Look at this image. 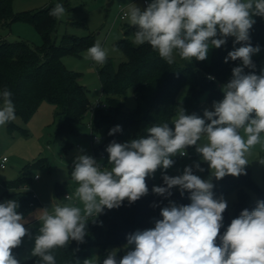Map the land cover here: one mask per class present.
<instances>
[{
  "label": "clouds",
  "instance_id": "obj_1",
  "mask_svg": "<svg viewBox=\"0 0 264 264\" xmlns=\"http://www.w3.org/2000/svg\"><path fill=\"white\" fill-rule=\"evenodd\" d=\"M65 11L57 3L49 15L59 19ZM124 16L137 29L133 43H147L169 65L176 56L204 61L210 48L219 49L234 37V45L242 46L230 51L225 63L240 60L242 66L232 69V78L222 87L224 98L213 102L214 110H205L203 118L177 107L174 128L167 122L155 124L147 129V138L111 142L106 148L110 167L78 155L71 172L77 187L65 197L68 203L42 209L38 218L41 226L31 252L38 264H57L55 250L73 240L83 243L88 221H95L105 208H119L125 199L131 204L146 195V177L172 167V157L187 155L188 147L195 146L217 180L246 174L252 149H264V70L260 75L244 71L255 68L252 56L260 51L250 43V30L253 17H264V0H151L143 9L128 4ZM108 55L109 49L97 41L84 59L103 66ZM11 96L7 87L0 91V126L16 119ZM119 131L117 125L109 135ZM259 162L264 165V159ZM195 168L203 171L199 163ZM163 181L166 187L154 186L155 194L170 197L171 189L178 187L181 195L190 193L191 203L178 206L170 201L153 228L127 236L128 250L122 258L117 260L116 251H111L102 264H264V201L254 210L241 211L220 235L228 205L222 197L214 198L211 177L202 179L186 166L182 175L163 174ZM18 207L15 200L0 202V264H20L12 250L30 235ZM84 264L96 262L88 259Z\"/></svg>",
  "mask_w": 264,
  "mask_h": 264
},
{
  "label": "trees",
  "instance_id": "obj_2",
  "mask_svg": "<svg viewBox=\"0 0 264 264\" xmlns=\"http://www.w3.org/2000/svg\"><path fill=\"white\" fill-rule=\"evenodd\" d=\"M12 0H0V26L11 24L15 20L33 23L42 36V44L31 46L23 40H0V89L7 87L15 106V114L28 119L42 104L47 101L57 106L55 118L57 121L54 141L58 143L64 153L67 152L71 141L69 135L80 133V124L85 114L93 107L89 99V88L80 82L81 72L69 69L63 61L67 54H80L81 50L93 45V34L78 36L64 34L57 41L54 32L56 18L49 15L52 6H45L35 10H24L13 13ZM255 24L250 30V43L259 46L264 54V17H253ZM137 29L130 24L122 27V37L115 45L125 52L126 59L116 67L110 57L103 66L97 67L101 86L100 99L104 107L94 109L91 121V133H96L99 127L105 125L104 141L95 146L96 154L104 153L107 161L109 154L107 146L115 141L125 143L141 136L147 138V129L155 124L169 123L170 128L176 115L179 101L177 96L183 87H187L183 109L186 114H196L203 117L201 96L208 94L209 101L219 102L224 98L221 85L232 78V69L242 66L240 60H228L230 51L242 46L233 43L234 37H229L221 48H213L210 64L193 59L190 62L179 58L171 65L167 64L157 52L147 43L136 45L133 43ZM254 69L245 68V73L258 74L261 64L258 57H252ZM211 76L214 79H209ZM129 88H133L137 99V107L133 110L125 108L122 97ZM98 98V99H99ZM3 106L0 100V107ZM207 122V121H206ZM119 125L122 131L109 135V131ZM195 155V146L189 147ZM177 156V155H176ZM173 156L172 159L177 157ZM39 164H45L39 161ZM238 177L227 175L217 180L211 177L214 187V198L237 190L238 199L234 205L232 215L226 209L223 215L222 235L234 218L241 211L254 210L258 201H264V189L258 188L251 180L250 172ZM168 175V174H166ZM154 174L146 177L148 189H153ZM32 178L27 174L26 167L19 177L4 181V190L0 194V202L15 200L19 207L18 214L27 217L42 205L39 196L31 189H23L24 185H31ZM161 187H166L161 178ZM246 187L254 188L257 198L253 200L246 191ZM170 197L176 198L183 204H190V193L171 189ZM170 197L157 194H146L139 200L129 203L127 199L119 208L107 209L99 214L95 221H88L86 236L83 243L71 241L66 248L55 250L57 264H84L88 260L92 246H100V261L106 258L109 251L107 246L120 242H127V236L137 230H147L153 227L155 221L161 219V208L168 206ZM155 205V206H154ZM220 244L219 239L216 241ZM20 264H38V257L21 260L17 257L18 250H12Z\"/></svg>",
  "mask_w": 264,
  "mask_h": 264
},
{
  "label": "rangeland",
  "instance_id": "obj_3",
  "mask_svg": "<svg viewBox=\"0 0 264 264\" xmlns=\"http://www.w3.org/2000/svg\"><path fill=\"white\" fill-rule=\"evenodd\" d=\"M57 3L63 5L66 10L62 18H56L54 35L57 41L64 34L82 36L92 33L93 45L100 41L103 47L109 49L108 57L112 59L116 67H119V64L126 59V55L122 49L115 45V42L123 35L122 27L129 23L126 18L119 17L118 5L123 4L127 9L128 4L135 3L143 9L145 8L144 0H12L11 7L13 13H17L45 6L54 8ZM3 39L8 41L23 40L33 47L40 46L43 42L36 26L31 22L22 20H15L11 24L0 26V40ZM91 46L82 49L78 55H65L63 61L69 69L82 73L80 82L88 86L90 90L89 99L93 103L101 96V86L97 72L99 65L91 60L84 59L87 49ZM113 47H117L119 51L112 52ZM212 56L213 48H210L206 59L208 64L211 63ZM252 57L259 58L261 70L256 75H260L261 71L264 70L262 50L260 49L259 53ZM176 59H178V56H176ZM225 84L221 85V89ZM186 95L187 87H183L177 96L179 107H183ZM122 99L125 102L126 109L133 110L137 107V99L133 88H129ZM201 102L204 111L214 110L213 102L216 101H209L207 93L202 94ZM56 110L57 106L55 104L44 101L28 119L20 114H15L16 119L14 121L7 123L5 126H0V161L4 156L8 158L6 167L2 168L0 166V194L4 190V181L16 179L26 167L27 174L32 178L30 186L39 194L42 200V205L24 218L26 222L36 218L37 222L31 227L30 235L22 238L21 245L16 247L18 250L17 257L21 260L32 257L31 252L35 245V237L39 234L41 226L38 218L42 213V209L49 208L51 211V208L58 203H68L65 200V194H72L77 187L76 182L71 178L75 158L78 155L86 154L93 157L98 163H104L106 167H110L108 161L99 156L101 153L96 154L94 151L95 146L104 141L106 126L103 125L98 128L96 134L100 137V140L93 143L90 129L92 108L88 110L83 123L80 124V133L68 136L71 145L66 153L54 141V133L57 127ZM186 153L185 156L177 155V158L173 160V166L169 169H157L153 177L154 186H160L163 174L169 176L182 175L186 166L193 167V174L200 176L202 179L208 180L210 177H214L211 176L209 165L202 160L201 155H195L189 147L186 149ZM260 159H264V149L260 145H256L252 149L251 155L248 156L249 164L246 169L250 172L253 183L258 188L264 189V165L259 162ZM40 160L44 161L45 164H39ZM196 163H199L203 171L195 168ZM35 174L40 175L38 181L33 179ZM173 189L180 191L178 187H173ZM246 191L253 200L257 198L258 194L254 188L246 187ZM221 197L227 202V210L232 215L234 205L238 199L237 190L228 192L216 199ZM170 201L178 206L188 205L181 203L174 197L168 199V205ZM76 203L79 202L76 201ZM79 206L82 207V205ZM34 226L35 228H33ZM32 229L34 230L32 231ZM125 245H127V242H120L110 244L106 248L109 252L116 251V258L119 260L128 250ZM88 259L99 264L100 246H92Z\"/></svg>",
  "mask_w": 264,
  "mask_h": 264
},
{
  "label": "built area",
  "instance_id": "obj_4",
  "mask_svg": "<svg viewBox=\"0 0 264 264\" xmlns=\"http://www.w3.org/2000/svg\"><path fill=\"white\" fill-rule=\"evenodd\" d=\"M147 3H149V0H144V6H145V7L147 6ZM118 9H119V10H118V15H119V17H121L122 19H125L126 17L124 16V12L126 11V6L123 5V4H119V5H118ZM104 106H105V103L103 102V100L100 99V98L97 99V100L93 103V107H92V115L94 114V109L101 108V107H104ZM90 127H91V125H90ZM104 138H105V137H103V139H104ZM91 139H92V142L95 143L96 141H99V140H100V137H99L96 133H91ZM99 156H100L101 158L107 160L106 155H105L104 153H101ZM7 161H8V158H7L6 156L2 157V159H1V161H0V166H1L2 168L6 167V163H7ZM99 164L101 165V167H106L104 163H99ZM39 178H40V175H39V174H35L34 177H33L34 180H38ZM23 189H31V190H33L32 187L29 186V185H24V186H23ZM33 191H34V190H33ZM147 193H148V194H150V193L155 194L151 189H148V192H147ZM34 195L37 196V193L34 192ZM65 195H66V197H67L69 194L66 193ZM154 226H155V224L153 225V227H154ZM153 227H152V228H153ZM141 231H143V230H141Z\"/></svg>",
  "mask_w": 264,
  "mask_h": 264
},
{
  "label": "crops",
  "instance_id": "obj_5",
  "mask_svg": "<svg viewBox=\"0 0 264 264\" xmlns=\"http://www.w3.org/2000/svg\"><path fill=\"white\" fill-rule=\"evenodd\" d=\"M40 179V178H39ZM38 179V180H39ZM38 180H35V181H38ZM34 181V182H35ZM33 189V188H32ZM34 190V189H33ZM34 192H36L35 190H34ZM37 193V192H36ZM38 196H39V194H37ZM40 198V197H39ZM40 200H41V198H40ZM41 202H42V200H41ZM37 222V219L36 218H33V219H31L30 221H27L26 223H25V227L27 228V229H29V232H30V229H31V227L35 224ZM30 223V224H29ZM33 228H35V226L33 227ZM34 229H32V231H33ZM32 242V241H31Z\"/></svg>",
  "mask_w": 264,
  "mask_h": 264
}]
</instances>
